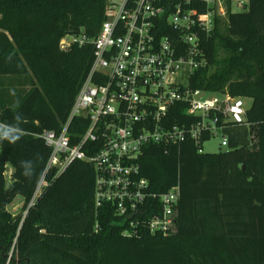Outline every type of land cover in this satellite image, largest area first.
<instances>
[{"label": "trees", "instance_id": "16d2710c", "mask_svg": "<svg viewBox=\"0 0 264 264\" xmlns=\"http://www.w3.org/2000/svg\"><path fill=\"white\" fill-rule=\"evenodd\" d=\"M106 4L0 0V119L22 131L15 143L0 140V264H264V0H247L240 12L227 1L226 18L202 45L206 65L190 78L194 90L251 100L243 123L226 124L228 149L199 154L187 142L149 147L140 158L152 192L179 183L174 234L123 237L114 208H95V173L84 161L57 178V168L48 172V187L28 208L50 156L35 136L60 132L93 62L92 45L64 52L59 43L67 35L94 40ZM85 130L73 121L72 144ZM24 160L34 162L30 176ZM18 197L24 215L14 216L8 207Z\"/></svg>", "mask_w": 264, "mask_h": 264}, {"label": "built area", "instance_id": "2783aa9c", "mask_svg": "<svg viewBox=\"0 0 264 264\" xmlns=\"http://www.w3.org/2000/svg\"><path fill=\"white\" fill-rule=\"evenodd\" d=\"M227 1L107 0L94 40L83 34L61 39L64 52L92 45L93 62L60 132L35 136L50 156L28 208L48 187V172L57 168V178L72 162L84 161L95 173V208H114L125 224L123 237L175 233L179 183L165 193L152 192L139 161L149 147L179 149L187 142L203 154V139L218 134L227 150L226 124L245 121L246 99L190 86L206 65L202 45L215 20L226 18ZM246 3L238 0L235 6L242 11ZM75 119L86 130L72 144L68 130ZM0 125L9 126L1 119Z\"/></svg>", "mask_w": 264, "mask_h": 264}, {"label": "rangeland", "instance_id": "374dc122", "mask_svg": "<svg viewBox=\"0 0 264 264\" xmlns=\"http://www.w3.org/2000/svg\"><path fill=\"white\" fill-rule=\"evenodd\" d=\"M238 0H233V6L235 12H240L235 6V2ZM243 2H246L247 0H241ZM244 105L247 109L251 106V100L246 99L244 100ZM222 142V135L218 134L217 136L211 137L209 140L203 143L202 145V153L203 154H218L220 151L224 152L226 151L225 148L221 147ZM12 167L10 164L6 165V173H5V179L6 184H10V174L12 173ZM17 205V206H16ZM22 207H23V200L18 197L14 200V202L8 207V211L13 214L14 216L20 215L22 213ZM24 215V213H22Z\"/></svg>", "mask_w": 264, "mask_h": 264}, {"label": "clouds", "instance_id": "9594fccd", "mask_svg": "<svg viewBox=\"0 0 264 264\" xmlns=\"http://www.w3.org/2000/svg\"><path fill=\"white\" fill-rule=\"evenodd\" d=\"M14 95V93H13ZM16 119L19 121L22 119L21 115H17ZM22 131L17 126L0 125V140L7 139L11 143H15L21 138ZM21 168L25 176H30L34 170V162L30 160L21 161Z\"/></svg>", "mask_w": 264, "mask_h": 264}, {"label": "bare ground", "instance_id": "6f19581e", "mask_svg": "<svg viewBox=\"0 0 264 264\" xmlns=\"http://www.w3.org/2000/svg\"><path fill=\"white\" fill-rule=\"evenodd\" d=\"M17 206V205H16Z\"/></svg>", "mask_w": 264, "mask_h": 264}]
</instances>
